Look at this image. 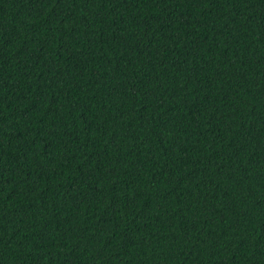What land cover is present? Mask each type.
Masks as SVG:
<instances>
[{"label":"trees","instance_id":"trees-1","mask_svg":"<svg viewBox=\"0 0 264 264\" xmlns=\"http://www.w3.org/2000/svg\"><path fill=\"white\" fill-rule=\"evenodd\" d=\"M0 264H264V0H0Z\"/></svg>","mask_w":264,"mask_h":264}]
</instances>
